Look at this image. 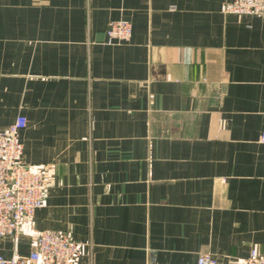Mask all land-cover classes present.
<instances>
[{
    "label": "crops",
    "instance_id": "crops-1",
    "mask_svg": "<svg viewBox=\"0 0 264 264\" xmlns=\"http://www.w3.org/2000/svg\"><path fill=\"white\" fill-rule=\"evenodd\" d=\"M235 0H0V131L48 189L18 246L54 231L76 264L264 255V17ZM126 21L128 42L109 44Z\"/></svg>",
    "mask_w": 264,
    "mask_h": 264
},
{
    "label": "built area",
    "instance_id": "built-area-1",
    "mask_svg": "<svg viewBox=\"0 0 264 264\" xmlns=\"http://www.w3.org/2000/svg\"><path fill=\"white\" fill-rule=\"evenodd\" d=\"M225 13L235 16L264 17V0H235L228 3ZM132 25L126 21L109 24V44L130 41ZM27 119L19 117L7 131H0V242L11 239L18 246L25 228L44 207L48 189L45 168L28 165L24 160V146L20 133L27 127ZM264 144V134L261 137ZM81 246L69 235L48 231L39 233L28 256L15 251L7 259L0 254V264H76ZM197 264H217L209 255H202ZM237 264H264V255L254 251Z\"/></svg>",
    "mask_w": 264,
    "mask_h": 264
}]
</instances>
